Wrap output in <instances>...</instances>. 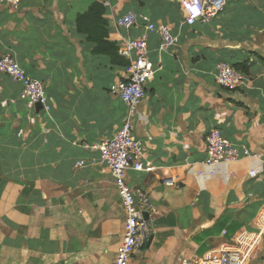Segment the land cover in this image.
<instances>
[{"label": "crops", "instance_id": "crops-1", "mask_svg": "<svg viewBox=\"0 0 264 264\" xmlns=\"http://www.w3.org/2000/svg\"><path fill=\"white\" fill-rule=\"evenodd\" d=\"M102 3L109 41L137 38L118 25L127 12L168 27L176 39L160 50L148 36L153 73L134 109L142 162L128 170L152 208L151 232L129 264L195 263L252 231L264 211V0H226L207 23L187 25L178 0H21L0 7V56L9 55L44 86L30 107L22 85L0 73V264H113L124 212L96 148L120 128L126 107L110 95L127 67L94 55L76 31L77 15ZM226 63L244 83L227 91L214 82ZM213 129L258 158L205 167ZM82 161L81 167L77 163ZM249 264H264V236Z\"/></svg>", "mask_w": 264, "mask_h": 264}, {"label": "built area", "instance_id": "built-area-1", "mask_svg": "<svg viewBox=\"0 0 264 264\" xmlns=\"http://www.w3.org/2000/svg\"><path fill=\"white\" fill-rule=\"evenodd\" d=\"M20 3L21 0H0V7L8 6L16 10ZM178 4L185 23L193 25L196 22L207 23L218 16L224 10L226 0H178ZM138 22L143 26L140 36L125 38L117 46L120 56L127 62L124 81L109 89L110 95L124 104L126 114L114 136L96 146L99 162L108 169L124 212L123 239L113 264H129L132 256L146 244L151 232L152 208L148 195L140 188L129 187L126 180L128 170L145 173L154 170L150 163L142 162L143 146L133 133L134 109L144 99L147 80L153 73L148 58V36L157 34L160 50L172 48L176 41L167 26L156 25L146 16L127 12L118 19V25L124 29H131ZM0 73L22 85V98L28 106L44 103L43 84L28 77L11 56H0ZM213 78L217 86L230 92L238 90L246 79L240 71L226 63L216 66ZM247 158L255 159L258 155L251 154L245 148H237L218 129H213L205 138V157L200 164L216 167ZM83 164L79 161L77 166ZM263 236L264 211L254 222V229L241 232L232 245L209 252L195 263L180 259L176 264H249Z\"/></svg>", "mask_w": 264, "mask_h": 264}, {"label": "trees", "instance_id": "trees-1", "mask_svg": "<svg viewBox=\"0 0 264 264\" xmlns=\"http://www.w3.org/2000/svg\"><path fill=\"white\" fill-rule=\"evenodd\" d=\"M104 12L102 3H93L86 12L77 15L76 31L92 44L94 55L107 56L111 64L127 67V62L120 56L118 47L108 39Z\"/></svg>", "mask_w": 264, "mask_h": 264}, {"label": "water", "instance_id": "water-1", "mask_svg": "<svg viewBox=\"0 0 264 264\" xmlns=\"http://www.w3.org/2000/svg\"><path fill=\"white\" fill-rule=\"evenodd\" d=\"M37 107L39 106V105H36ZM147 216H146V214H145V218H146Z\"/></svg>", "mask_w": 264, "mask_h": 264}]
</instances>
